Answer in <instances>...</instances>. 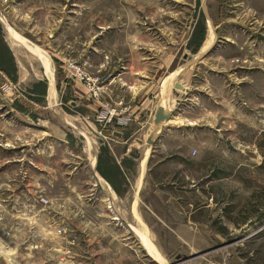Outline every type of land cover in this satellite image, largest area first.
Returning a JSON list of instances; mask_svg holds the SVG:
<instances>
[{
  "label": "rangeland",
  "instance_id": "obj_1",
  "mask_svg": "<svg viewBox=\"0 0 264 264\" xmlns=\"http://www.w3.org/2000/svg\"><path fill=\"white\" fill-rule=\"evenodd\" d=\"M0 64V264H264V0H0Z\"/></svg>",
  "mask_w": 264,
  "mask_h": 264
},
{
  "label": "built area",
  "instance_id": "obj_2",
  "mask_svg": "<svg viewBox=\"0 0 264 264\" xmlns=\"http://www.w3.org/2000/svg\"><path fill=\"white\" fill-rule=\"evenodd\" d=\"M78 75L81 79V81H84L85 84H90L91 86V93H93V96L95 98H98L100 96V93L102 91V88L99 87L98 80H94L92 78L84 77L83 73L77 70ZM100 112L98 115V120L105 125L111 124L113 122H116L115 124L118 126H126L127 120L124 117L125 115H128L130 112V107H127L123 102H119L118 104H111V103H105L100 108ZM118 132H113V135ZM99 135V134H98ZM59 235L65 234L64 229H59L57 231Z\"/></svg>",
  "mask_w": 264,
  "mask_h": 264
},
{
  "label": "crops",
  "instance_id": "obj_3",
  "mask_svg": "<svg viewBox=\"0 0 264 264\" xmlns=\"http://www.w3.org/2000/svg\"><path fill=\"white\" fill-rule=\"evenodd\" d=\"M11 47V46H10ZM212 47V46H211ZM11 49V51H14L13 50V48H10ZM13 53V52H12ZM51 87V84L49 85V88ZM53 100V99H52ZM56 100H53V101H51L50 103H53V105H55L56 103ZM50 105V104H49ZM48 105V106H49ZM92 107H94V106H92ZM25 126V125H24ZM121 139V138H120ZM96 161V160H95ZM100 177V176H99ZM102 180H104L102 177H100ZM105 181V180H104ZM106 182V181H105ZM107 183V182H106ZM107 185H108V183H107ZM109 186V185H108ZM127 226H129V223L128 222H124ZM118 224H113V227H111L109 224L107 225V226H105V229H104V231H105V233L109 236V237H112V235L114 234V232H115V230H117V227H119L120 229H119V231L122 229L121 227H125L124 225L123 226H120V225H118ZM122 225V224H121ZM109 237H107L108 239H107V241H109V242H111V243H113L114 241L111 239V238H109ZM87 242H88V239L86 238L85 239ZM89 242H90V240H89ZM100 242H103V240L101 239V240H95V242H94V240H93V242L92 243H100ZM88 264V263H87Z\"/></svg>",
  "mask_w": 264,
  "mask_h": 264
},
{
  "label": "bare ground",
  "instance_id": "obj_4",
  "mask_svg": "<svg viewBox=\"0 0 264 264\" xmlns=\"http://www.w3.org/2000/svg\"><path fill=\"white\" fill-rule=\"evenodd\" d=\"M212 33V32H210ZM14 36V35H13ZM214 43V36L213 35H210L209 36V44L206 46L207 48H209L211 46V44ZM206 49V48H205ZM50 95L51 97H54V89H53V86L51 87V91H50ZM52 101V100H51ZM68 121V120H66ZM69 122V121H68ZM71 123V122H70ZM93 148V147H92ZM103 183V181H101ZM108 188V187H107ZM109 189V188H108ZM111 190V189H110ZM140 237V236H139ZM143 238V237H142ZM142 240V239H141ZM142 243L143 245L145 246L147 252H148V255L151 256V253H150V250H151V245L148 243V241L146 239L143 238L142 240Z\"/></svg>",
  "mask_w": 264,
  "mask_h": 264
},
{
  "label": "water",
  "instance_id": "obj_5",
  "mask_svg": "<svg viewBox=\"0 0 264 264\" xmlns=\"http://www.w3.org/2000/svg\"><path fill=\"white\" fill-rule=\"evenodd\" d=\"M176 87L181 89V86H180V85H177ZM88 127H89L90 131H91L93 134H95L96 136H98V134H97V133H96V132H95L90 126H88ZM115 136H117V137H122V134H120V133H115ZM132 156L136 158L135 155H132ZM184 258H185V257H184ZM178 259H181V257H178Z\"/></svg>",
  "mask_w": 264,
  "mask_h": 264
},
{
  "label": "trees",
  "instance_id": "obj_6",
  "mask_svg": "<svg viewBox=\"0 0 264 264\" xmlns=\"http://www.w3.org/2000/svg\"><path fill=\"white\" fill-rule=\"evenodd\" d=\"M1 65V64H0ZM14 72H15V69H14ZM14 74V73H13ZM12 74V75H13ZM98 167H99V162L97 163V169H98ZM103 176V178L106 180L107 178L104 176V175H102ZM106 181H108V179L106 180Z\"/></svg>",
  "mask_w": 264,
  "mask_h": 264
}]
</instances>
